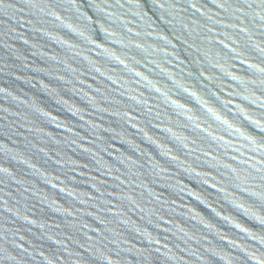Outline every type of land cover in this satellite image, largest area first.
<instances>
[{"label": "water", "instance_id": "water-1", "mask_svg": "<svg viewBox=\"0 0 264 264\" xmlns=\"http://www.w3.org/2000/svg\"><path fill=\"white\" fill-rule=\"evenodd\" d=\"M0 264H264V0H0Z\"/></svg>", "mask_w": 264, "mask_h": 264}]
</instances>
